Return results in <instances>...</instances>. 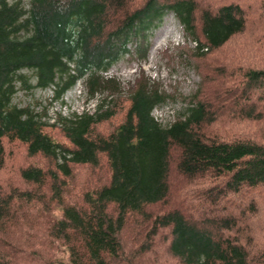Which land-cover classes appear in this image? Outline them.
Segmentation results:
<instances>
[{
	"label": "trees",
	"instance_id": "trees-1",
	"mask_svg": "<svg viewBox=\"0 0 264 264\" xmlns=\"http://www.w3.org/2000/svg\"><path fill=\"white\" fill-rule=\"evenodd\" d=\"M168 13L199 56L243 32L256 39L228 86L181 97L182 109L164 124L153 110L172 95L142 76L121 99L120 80L107 72L124 56L145 60L150 35ZM79 81L95 100L92 112L48 123L45 113L13 102L18 90L46 88L61 100ZM262 122L264 0H0V169L6 143L47 162L18 171L30 188L9 189L10 178L0 184V264L40 257L42 264H134L121 234L135 216L150 228L134 258L164 229L165 250L178 264H264ZM101 159L105 183L71 202L73 166L97 167ZM172 170L208 185L153 214L170 197ZM47 199L57 213L43 216L39 230L31 212Z\"/></svg>",
	"mask_w": 264,
	"mask_h": 264
},
{
	"label": "rangeland",
	"instance_id": "rangeland-1",
	"mask_svg": "<svg viewBox=\"0 0 264 264\" xmlns=\"http://www.w3.org/2000/svg\"><path fill=\"white\" fill-rule=\"evenodd\" d=\"M254 39L256 38L250 32H243L232 38L222 48L199 56L192 51L194 48L193 41L183 34L174 15L168 13L163 16L160 26L150 35V46L145 60L139 62L134 58L131 59L128 56H124L111 67L107 75L120 80L123 91V93L119 94L121 99L126 97L127 89L133 86L134 82L142 76L153 81L165 93L172 95L173 99L153 110V114L162 123L166 124L172 121L176 112L182 109L181 97L195 91H197L196 93H201L205 89H212L217 92L218 88L221 89L223 86H228L227 82L230 77L235 76L237 67L239 65L244 66V61L250 58L251 54L249 52L254 49L251 42ZM220 82L222 86L219 87ZM207 91L204 92L207 93ZM106 95L105 93L104 96ZM116 96L118 94L108 97L107 100L112 97L116 98ZM13 102L18 106L30 105L36 111L45 113L43 119L48 123H52L57 115L68 116L72 113H81L86 110L92 112L95 104V100H91L86 95L83 84L80 81L67 90L61 100H55L51 89L46 88L18 90ZM119 118L120 115H116L109 122L101 124L99 126L100 131L106 132L110 130ZM261 126L264 129V122L261 123ZM50 134L60 141H65L56 128L51 129ZM5 153V161L0 169V184L3 182L5 186V181L10 178L12 183L9 184V189L11 187L18 189L30 188L20 180L18 176L20 168L26 165L46 166L45 164H47L41 156L29 157L24 146L19 143H6ZM72 169V176L68 179L69 184L66 193L67 198L71 202L78 200V195L81 191L102 185L108 177V167L104 159H101L97 167L79 165L73 166ZM206 185L208 183L201 181L186 182L175 173V170H172L170 176V197L166 198L165 203L158 204L150 208V210L153 214H156L168 206H173L176 201L186 200L188 196H185V194L190 190V194L196 197L198 195L197 192H202ZM191 202L195 204L197 199L191 200ZM36 204V210L31 213L36 218V222L39 223L36 225V229L39 228L40 230L43 227L40 225L42 217L45 215L50 217L52 214H56L57 208L48 202V199ZM261 208L262 210L258 217H262L264 220V206L262 205ZM40 211L43 214L41 218H38ZM255 224H259V222L256 223L255 221ZM149 228L150 225H145V222L139 217L135 216L134 219L128 220L121 234V242L126 259L132 260L134 264H178L165 250L169 235L164 229L160 230L150 242H147L150 245L148 251L143 252V254L136 252V258L132 257L134 250L145 241ZM44 260L45 257H40L38 260L21 258L13 264H42Z\"/></svg>",
	"mask_w": 264,
	"mask_h": 264
}]
</instances>
